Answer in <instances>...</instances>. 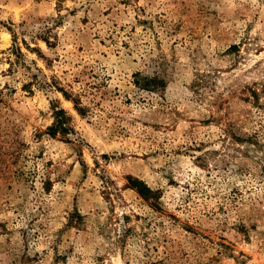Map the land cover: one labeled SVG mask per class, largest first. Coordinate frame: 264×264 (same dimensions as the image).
<instances>
[{
	"label": "rangeland",
	"instance_id": "rangeland-1",
	"mask_svg": "<svg viewBox=\"0 0 264 264\" xmlns=\"http://www.w3.org/2000/svg\"><path fill=\"white\" fill-rule=\"evenodd\" d=\"M0 264H264V0H0Z\"/></svg>",
	"mask_w": 264,
	"mask_h": 264
},
{
	"label": "trees",
	"instance_id": "trees-1",
	"mask_svg": "<svg viewBox=\"0 0 264 264\" xmlns=\"http://www.w3.org/2000/svg\"><path fill=\"white\" fill-rule=\"evenodd\" d=\"M59 89L66 98H68V99L71 98L69 96V94L63 88H59ZM73 102L75 103L76 108H77V101L75 99H73ZM77 109H78V111H81L80 110L81 108H77ZM69 119H70V117L66 114V111L63 108L54 109V121L50 126H48L47 132L50 135H55L57 132H60L62 134L67 133L69 131V129H71L68 126ZM139 181L140 180H136L134 178V180H132V182H130V185L135 187L139 193H142V194H144L145 197H148V194L150 192L149 188L146 185L142 184L143 187L141 189V187L138 186V183H140Z\"/></svg>",
	"mask_w": 264,
	"mask_h": 264
}]
</instances>
